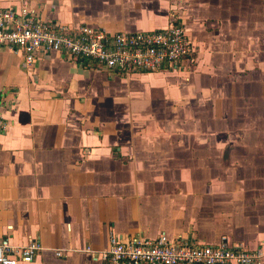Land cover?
Wrapping results in <instances>:
<instances>
[{
  "label": "crops",
  "instance_id": "1",
  "mask_svg": "<svg viewBox=\"0 0 264 264\" xmlns=\"http://www.w3.org/2000/svg\"><path fill=\"white\" fill-rule=\"evenodd\" d=\"M256 1L0 0L110 32L164 27L177 14L197 50L195 69L128 80L57 52L27 66L0 46V238L41 244L19 264H105L111 233L226 239L259 248L264 264V181H209L207 140L210 122L225 134L256 110Z\"/></svg>",
  "mask_w": 264,
  "mask_h": 264
},
{
  "label": "built area",
  "instance_id": "2",
  "mask_svg": "<svg viewBox=\"0 0 264 264\" xmlns=\"http://www.w3.org/2000/svg\"><path fill=\"white\" fill-rule=\"evenodd\" d=\"M0 46L20 52L30 66L40 55L57 52L81 64L94 62L118 73H149L193 62V43L179 16L164 27L110 32L86 23L68 24L44 19L27 7L0 8ZM7 122L0 113V131ZM37 239L14 245L0 238V264L31 262L40 252ZM60 256L59 250L55 251ZM262 252L221 239L207 243L191 237H150L140 233L121 237L111 233L100 252L105 264H259Z\"/></svg>",
  "mask_w": 264,
  "mask_h": 264
},
{
  "label": "rangeland",
  "instance_id": "3",
  "mask_svg": "<svg viewBox=\"0 0 264 264\" xmlns=\"http://www.w3.org/2000/svg\"><path fill=\"white\" fill-rule=\"evenodd\" d=\"M256 2V5L262 7L261 10L259 9V12L263 17L264 0H258ZM262 28L263 30L261 31L263 32L264 25H261V28L259 27V29ZM260 46H264V43L261 42ZM193 47V62L189 63L187 71L197 65V50L195 46ZM88 63L92 68L97 70L102 69L90 60ZM261 65L263 66L264 63ZM86 67L91 68L89 66ZM247 74V72L241 73L243 77H247ZM113 76L119 77V79L130 80L137 75L114 72ZM231 76L235 79L234 73H231ZM253 81L258 84L259 89L255 94V91L252 92V98L254 100L257 99L254 103L256 110L251 113V118L241 123L242 126L237 124L233 129L227 127V129L232 130L227 131L225 134L212 131L214 129L213 124L211 122L209 123L208 127L211 133L207 140L211 146L210 154L212 156L210 160L214 163L213 168L210 170L209 181H264V72H262L260 65L257 66L256 76L252 77ZM241 95L243 97V94ZM245 96L247 97V95ZM234 128L235 130L241 129V136L234 135V133H239L234 131Z\"/></svg>",
  "mask_w": 264,
  "mask_h": 264
}]
</instances>
